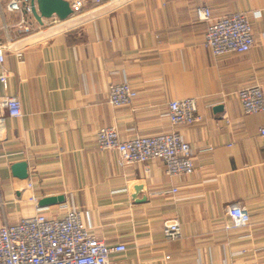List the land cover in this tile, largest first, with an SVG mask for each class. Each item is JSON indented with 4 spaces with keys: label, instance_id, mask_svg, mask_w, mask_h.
Masks as SVG:
<instances>
[{
    "label": "crops",
    "instance_id": "0c3cea01",
    "mask_svg": "<svg viewBox=\"0 0 264 264\" xmlns=\"http://www.w3.org/2000/svg\"><path fill=\"white\" fill-rule=\"evenodd\" d=\"M7 1L0 0V43L12 46L23 38L4 27L19 20ZM204 5L215 16L249 14L248 54L214 56L205 47L207 24L195 15ZM5 68L0 99L18 98L23 114L9 117L0 105V226L75 208L94 235L126 245L111 264H264V113L246 114L236 98L256 84L264 93V0H129L24 49L10 47ZM127 80L138 97L132 108H114L109 87ZM186 98L203 120L172 127L168 103ZM106 127L123 140L175 130L196 170L170 177L161 160L121 167L116 151L98 148ZM18 162L28 164L25 180L12 174ZM31 196L65 200L39 208ZM233 204L250 212L248 225L232 227ZM171 219L182 231L174 241L162 230Z\"/></svg>",
    "mask_w": 264,
    "mask_h": 264
},
{
    "label": "built area",
    "instance_id": "2783aa9c",
    "mask_svg": "<svg viewBox=\"0 0 264 264\" xmlns=\"http://www.w3.org/2000/svg\"><path fill=\"white\" fill-rule=\"evenodd\" d=\"M70 3L71 14L67 20L57 15L43 18L42 24H34L32 0H8L6 10L18 15L19 20L5 29L16 39H25L43 31L61 26L71 19L98 9L103 0H66ZM195 15L199 21L207 24L204 45L214 56L248 54L255 45L252 23L245 12L232 15L215 16L209 6L197 7ZM10 45L0 43V82L7 88L9 72L5 68L6 53ZM138 93L130 82L111 85L108 90L109 104L114 108H132ZM246 114L264 113V93L256 84L243 88L236 94ZM1 107L12 118L21 117L22 104L16 97L0 99ZM166 117L172 127L191 125L203 120L197 102L193 98L172 100L168 103ZM2 119H0L1 121ZM264 135V128H261ZM96 141L99 150H114L118 154L121 167L150 160H161L166 165L170 177L192 175L196 168L194 154L190 144L177 131L153 136H136L123 140L115 127L98 130ZM211 152L212 148H207ZM33 184L29 183V188ZM173 193L178 188L172 189ZM38 206L39 199L28 198ZM233 228H241L251 221L250 212L241 204L227 208ZM163 234L167 240H178L182 236L181 225L177 219L163 223ZM124 243L109 244L97 237L83 221L82 213L77 209L68 210L62 218H48L43 213L23 217L18 223L0 226V264H111L113 254L126 251ZM169 259V257H166Z\"/></svg>",
    "mask_w": 264,
    "mask_h": 264
},
{
    "label": "water",
    "instance_id": "95a60500",
    "mask_svg": "<svg viewBox=\"0 0 264 264\" xmlns=\"http://www.w3.org/2000/svg\"><path fill=\"white\" fill-rule=\"evenodd\" d=\"M127 1L129 0L112 1L110 4L98 10H94L91 13H88L82 17H78L74 20L67 21L61 26L27 37L10 47L12 48L13 51L24 49L28 46L41 42L57 33L67 31L69 29H72L73 27L79 26L91 19H94L102 14L110 12L116 9L117 7L123 5ZM31 3H32L33 16L39 24H42L43 18H50L54 14L57 15L62 20H67V18L71 14L70 3L66 0H32ZM215 110L218 112L222 111L223 106L218 105L215 107ZM11 170L13 176L20 180H25L28 178V164L26 162H18L13 164L11 166ZM64 200H65L64 196L42 198L38 202V206L39 208L46 207L53 204L61 203Z\"/></svg>",
    "mask_w": 264,
    "mask_h": 264
}]
</instances>
